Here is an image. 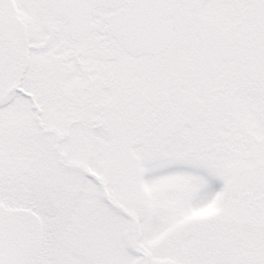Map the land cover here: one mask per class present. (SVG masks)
<instances>
[{
  "label": "snow or ice",
  "instance_id": "snow-or-ice-1",
  "mask_svg": "<svg viewBox=\"0 0 264 264\" xmlns=\"http://www.w3.org/2000/svg\"><path fill=\"white\" fill-rule=\"evenodd\" d=\"M0 264H264V0H0Z\"/></svg>",
  "mask_w": 264,
  "mask_h": 264
}]
</instances>
